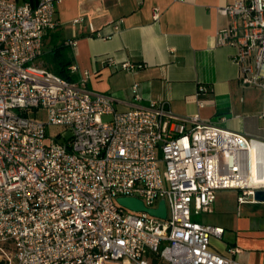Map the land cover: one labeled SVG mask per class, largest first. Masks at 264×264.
Instances as JSON below:
<instances>
[{
	"label": "built area",
	"instance_id": "1",
	"mask_svg": "<svg viewBox=\"0 0 264 264\" xmlns=\"http://www.w3.org/2000/svg\"><path fill=\"white\" fill-rule=\"evenodd\" d=\"M59 1L0 0V261L239 264L236 247L210 248L223 228L192 215L210 211L220 190L255 202L264 184L253 179V140L197 115L176 116L165 101L117 111L110 96L87 88L88 72L71 82L45 70L37 61ZM219 13L229 23L215 43L235 49L240 82L261 91L264 118V0H231ZM131 89L139 99L138 84ZM54 126L69 135L49 134ZM118 197L152 209L164 200L166 217L128 210Z\"/></svg>",
	"mask_w": 264,
	"mask_h": 264
},
{
	"label": "crops",
	"instance_id": "2",
	"mask_svg": "<svg viewBox=\"0 0 264 264\" xmlns=\"http://www.w3.org/2000/svg\"><path fill=\"white\" fill-rule=\"evenodd\" d=\"M10 1L36 4V0ZM230 2L60 0L54 13L56 26L44 35L37 63L56 74V63L69 61L71 82L88 72L87 88L110 96L117 111L165 101L176 116L197 115L243 134L253 140L254 180L264 184L262 93L240 82L239 67L231 57L235 49L215 43L216 32L229 23L219 9ZM125 61L144 67L130 72L120 67ZM71 65L76 66L73 72ZM135 83L139 99L131 89ZM200 89L210 90V95L198 98ZM237 194L218 191L211 210L192 218L223 228L220 239H210L215 252L224 254L236 247L239 264H264V201L238 203Z\"/></svg>",
	"mask_w": 264,
	"mask_h": 264
},
{
	"label": "water",
	"instance_id": "3",
	"mask_svg": "<svg viewBox=\"0 0 264 264\" xmlns=\"http://www.w3.org/2000/svg\"><path fill=\"white\" fill-rule=\"evenodd\" d=\"M254 200L264 201V189H259L254 192ZM116 201L120 206L131 211H146L150 215L159 218L166 217L164 200L159 201L158 207L156 209L147 208L140 199L135 197H118Z\"/></svg>",
	"mask_w": 264,
	"mask_h": 264
},
{
	"label": "trees",
	"instance_id": "4",
	"mask_svg": "<svg viewBox=\"0 0 264 264\" xmlns=\"http://www.w3.org/2000/svg\"><path fill=\"white\" fill-rule=\"evenodd\" d=\"M69 64V61H59L58 63H56V67H57V70H56V74L59 75L60 77H63L67 80L70 81V76L68 75V70H67V67H68ZM210 95V90L206 89V90H202V91H199L198 92V97L200 99H206L207 96ZM153 263H154V258H153ZM0 264H3L1 261H0Z\"/></svg>",
	"mask_w": 264,
	"mask_h": 264
},
{
	"label": "rangeland",
	"instance_id": "5",
	"mask_svg": "<svg viewBox=\"0 0 264 264\" xmlns=\"http://www.w3.org/2000/svg\"><path fill=\"white\" fill-rule=\"evenodd\" d=\"M28 116H33V113H30ZM40 117L45 120L46 119V112L42 111L40 113ZM103 121L108 120V116H102L101 118ZM48 133L51 135L57 134V133H62V136L66 137L69 135V131H67L65 129V127H61V126H54V127H49L47 129ZM160 170H163V165L160 164Z\"/></svg>",
	"mask_w": 264,
	"mask_h": 264
},
{
	"label": "bare ground",
	"instance_id": "6",
	"mask_svg": "<svg viewBox=\"0 0 264 264\" xmlns=\"http://www.w3.org/2000/svg\"><path fill=\"white\" fill-rule=\"evenodd\" d=\"M253 179H254V176H253Z\"/></svg>",
	"mask_w": 264,
	"mask_h": 264
}]
</instances>
